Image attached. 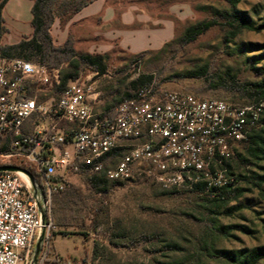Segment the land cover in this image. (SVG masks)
<instances>
[{"label": "rangeland", "instance_id": "374dc122", "mask_svg": "<svg viewBox=\"0 0 264 264\" xmlns=\"http://www.w3.org/2000/svg\"><path fill=\"white\" fill-rule=\"evenodd\" d=\"M110 3L117 19L122 11H132L129 26L116 21L109 29L116 34L133 31L127 39L136 50L122 45L116 34L110 39L94 38L93 24L79 27L69 10L57 11L49 28L53 47H62L68 40L74 51L54 69L60 76L71 70L70 64L77 66L76 78L91 88L94 111L113 108L132 90L130 82L141 75H151L163 90L235 105L253 102L221 85L229 81L225 73L239 84L264 80V31L242 30L232 35L222 25L221 16L233 14L255 25L264 23V0H238L235 5L226 0ZM209 19L219 25L192 42L182 41L187 28ZM138 30L159 33L147 37ZM85 54L103 56L104 70L81 62L78 55ZM202 71L206 78L194 76ZM57 95V90L48 91L41 99ZM261 118L264 120V113ZM254 131L264 139L263 123ZM231 167L236 176L264 177V160L249 161L240 145ZM92 177L106 181L105 193L91 185L88 179ZM136 179L114 182L101 174L69 175L66 188L51 200L52 225L32 264H240L238 255L264 247V193L244 180L238 182V196L233 201L210 205L192 193L168 192ZM261 188L264 191V183ZM64 218H74L75 225H59ZM35 244L36 240L32 249ZM257 264H264V259Z\"/></svg>", "mask_w": 264, "mask_h": 264}, {"label": "built area", "instance_id": "2783aa9c", "mask_svg": "<svg viewBox=\"0 0 264 264\" xmlns=\"http://www.w3.org/2000/svg\"><path fill=\"white\" fill-rule=\"evenodd\" d=\"M59 85L56 69L0 54V167L24 164L34 174L0 172V264H30L34 241L49 235L52 197L71 174L232 195L228 166L264 113V99L235 105L163 90L153 80L108 111L93 110L91 88L78 78L42 101Z\"/></svg>", "mask_w": 264, "mask_h": 264}, {"label": "trees", "instance_id": "16d2710c", "mask_svg": "<svg viewBox=\"0 0 264 264\" xmlns=\"http://www.w3.org/2000/svg\"><path fill=\"white\" fill-rule=\"evenodd\" d=\"M93 0H33V6L31 8L32 19L30 22L32 28V35L29 39L22 40L14 45L0 46V54L8 58L23 59L26 61L36 62L42 65H45L49 70L54 69L62 62H67L74 55V51L70 46L69 41L67 40L62 47H53L51 44V37L49 34V28L53 19L56 17V12L65 13L66 10L68 14L73 15L77 13L82 7L92 2ZM231 5H235L238 0H226ZM5 0H0V10L3 6ZM223 20V26L230 29L232 35L240 32L242 30L259 33L264 31V23L253 24L248 21L245 17L237 16L233 14H224L221 16ZM1 22V17H0ZM219 25L215 19H209L201 21L194 26L187 28L184 32L182 41L184 43H189L195 40V38L209 28ZM3 29L0 28V31ZM78 58L81 62L87 66L98 70L99 72L104 70L103 56L101 55H78ZM70 71L60 73V85L56 90L63 87L68 80H75L77 77V66L75 64H70ZM196 77H204L207 75L205 71H202L200 74L194 75ZM225 77H229L227 84L223 83L221 87L224 89H229L233 92L240 93L244 95L250 101H258L264 99V80L239 84L228 73H225ZM152 81L151 75H141L132 82H130V87L135 88L138 85L146 84ZM31 95V92H29ZM129 96V92L125 93L121 98H126ZM119 100V101H120ZM263 123L264 120L260 118L259 125ZM240 146H243L245 154L249 161L258 163L264 160V139L262 138L259 132L254 130L248 135L247 140L239 143ZM116 154V153H115ZM19 168L33 174V170L24 165H18ZM229 174L235 177L236 187L233 189V194L229 195L226 189H223L221 193L215 198L202 197L193 192L200 200L206 202L210 205H222L230 201H233L238 196L237 184L239 181L244 180L246 183L257 189L260 193H264L262 190V185L264 183V177L261 176H251L246 178L245 176H236L232 173L231 164L228 166ZM82 173V172H81ZM130 180V179H127ZM136 180H141L143 182H148L146 178L141 177ZM91 185L96 188L98 192H106V181L100 178L92 177L88 179ZM53 198V197H52ZM59 225L73 226L75 225V219L64 218ZM242 230V228H241ZM243 257V258H242ZM236 262L240 264H257L258 261L264 259V247H257L251 250H248L245 256L241 254L238 255Z\"/></svg>", "mask_w": 264, "mask_h": 264}, {"label": "crops", "instance_id": "0c3cea01", "mask_svg": "<svg viewBox=\"0 0 264 264\" xmlns=\"http://www.w3.org/2000/svg\"><path fill=\"white\" fill-rule=\"evenodd\" d=\"M32 6L33 0H5L0 10V28L3 29L0 31V46L14 45L31 37L32 28L30 22L32 19ZM113 7L110 0H93L73 14L72 21L77 22L79 27L88 23L93 24L94 30L92 35L94 38L110 39L116 34L115 31L109 29L113 23L117 21L122 27H127L133 22L132 11L128 9L122 11L117 19ZM99 28H103V30ZM116 32L122 45L131 50L138 48L131 47L127 39V35L133 31L123 30ZM137 32L147 37L154 33H159L150 31L148 34H145L141 30Z\"/></svg>", "mask_w": 264, "mask_h": 264}, {"label": "water", "instance_id": "95a60500", "mask_svg": "<svg viewBox=\"0 0 264 264\" xmlns=\"http://www.w3.org/2000/svg\"><path fill=\"white\" fill-rule=\"evenodd\" d=\"M3 172V171H7V172H15V171H21L19 168L17 167H14V166H2L0 167V172ZM23 173H25L29 179V181L31 182V184H33V179L32 177L27 174L26 172L22 171ZM42 238H43V233L40 234L38 240L36 241V244L34 246V250H33V254H32V258H31V262L30 264L34 263L35 262V259H36V255L38 253V249H39V245L42 241Z\"/></svg>", "mask_w": 264, "mask_h": 264}]
</instances>
